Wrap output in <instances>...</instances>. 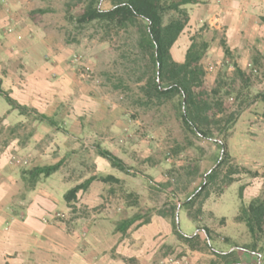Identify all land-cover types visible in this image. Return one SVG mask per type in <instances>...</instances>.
I'll list each match as a JSON object with an SVG mask.
<instances>
[{"label":"trees","instance_id":"16d2710c","mask_svg":"<svg viewBox=\"0 0 264 264\" xmlns=\"http://www.w3.org/2000/svg\"><path fill=\"white\" fill-rule=\"evenodd\" d=\"M198 2L199 0H77L75 3H68L66 18L76 28L91 30L90 37L99 35L100 41L111 43L118 52L112 69L108 67L100 74L105 76L112 89L125 93L128 99L126 108L137 112L142 110L146 114L153 111L160 113L165 108L173 109L184 138L182 142L176 141L172 153L178 157L186 147L195 146L202 154L203 149L195 144L194 138L212 140L218 148V152L212 156L214 165L202 172L197 159L194 164H183L166 171V181L154 183L149 177L150 188L158 192H170V201L167 209L146 207L142 203L141 192L127 185V176L134 175L133 166L97 143L94 147L95 156L106 160L110 166L109 171H99L96 162L87 166L83 157L86 149L82 145L80 150H69L56 162L18 167L22 184L19 198H26L52 175L63 174L74 185L64 195L69 216L58 217L57 220L65 223L71 230L80 220L88 219L98 211L97 208L79 205V202L80 194L88 192L91 184L99 181L103 184L101 197L104 200L120 201L127 209L132 210L127 218L116 223L117 232L127 235L134 226L147 225L151 223L153 216L159 215L172 225L175 243H168L165 247L172 251L177 247L181 248L179 257L194 256L197 259L195 264H264V166L261 170L253 169L236 161L230 153L228 138L236 124L238 113L229 114L226 107L229 98L238 102V107L250 100L264 103V92L255 93L252 90L254 81L264 78V56L255 50L251 58V70L247 73L234 60L232 49L223 37L220 40L225 56L223 67L226 68L225 71H229L232 66L231 82L221 77L222 73H218L210 88L205 65L210 42L201 29L191 36L184 61H176L172 48L189 24L190 12L187 5ZM77 8L79 12L75 13ZM37 11L45 12L44 9ZM262 21L264 22V17ZM1 97L6 99L12 111L17 110L22 116L31 117L40 124L48 123L55 129L61 128L55 117L40 113L13 98L11 92L3 88L2 79ZM261 115L264 118V109ZM22 125L23 122H16L9 130L16 133ZM34 130L31 129L27 135V141L31 142ZM16 137L20 145L27 144L26 140H20V137H24L22 134ZM70 159L79 163L73 167V173L67 175L66 168ZM86 174L89 175L84 178ZM242 175L261 178L263 182L258 194L249 202H245L243 197L246 185L239 187L242 201L234 221L242 228L243 242L232 235L225 236L221 241L218 229L228 226V218L218 216L213 211L208 213L205 204L213 196L221 197L227 187L240 180ZM184 177L189 184L195 183L198 178L200 182L192 191L187 190L188 187L184 188L187 195L179 204V185ZM183 208L196 223V231L190 235L180 229L178 217ZM206 212L213 223L217 222L216 228L205 221ZM214 241L228 246L224 248L215 245ZM244 253L256 257V262L244 263L241 260Z\"/></svg>","mask_w":264,"mask_h":264},{"label":"rangeland","instance_id":"374dc122","mask_svg":"<svg viewBox=\"0 0 264 264\" xmlns=\"http://www.w3.org/2000/svg\"><path fill=\"white\" fill-rule=\"evenodd\" d=\"M76 1H3L5 4L8 3L13 11H17L18 23L9 24L7 31L11 33L19 29V34L25 38L23 40L25 45L19 48L16 53L12 49L14 55L10 56V63H7L9 70L14 72L10 76L7 75L9 78L7 85L14 86V90L10 91L11 96L21 104L25 103L24 105L32 108L35 103L41 105L43 110L36 107L35 109H38L40 113L50 112L53 114L61 128L55 129L48 123L34 127L35 121L31 117H25L23 125L16 130V133L10 132V126L5 128L0 124V153L7 148L8 144L19 145L17 135L24 136L20 137L21 141L29 140L27 135L34 128L35 135L31 139L33 142L27 141L28 145L31 144L30 148L34 147V149H31V152L27 150L9 153L11 162L15 164L14 167H31L37 163L56 162L62 159L69 150H80L83 145L86 152L81 150V153L83 152L87 166H92L96 162L98 169L105 171L108 162L95 156L94 153L95 145L100 143L104 147L112 148L118 156L134 167L132 170L134 175L127 176L129 180L127 185L133 190L141 192L143 205L167 209L170 192L152 190L148 184V178L151 177L154 183L166 181L167 178L164 175L166 171L183 164H194L197 159H199L203 172L214 165L212 156L218 152L217 145L212 140L194 138L195 144L202 147L203 153H199L197 148L192 146L186 147L177 157L172 153V148L176 141L182 142L184 137L173 109L165 108L160 113L153 111L146 114L142 110L137 112L135 109L126 108L128 99L125 93L112 89L105 76L100 74L108 67L112 69V63L117 59L118 52L111 43L100 41L99 35L90 37L91 30L76 28L67 21L68 3L72 4ZM38 9H44L45 12H39ZM74 12L78 13L79 9H75ZM182 41L183 39L180 40V43ZM21 54V57L25 56L26 64L16 58ZM218 63L215 58L205 61L210 73L216 74V71L219 70L217 73H222L221 77H225L230 83L231 71L226 70V72L222 62ZM38 68L41 70L37 71ZM215 74L211 75L212 80ZM260 82H263V79ZM214 83L215 81L210 82L209 87L212 88ZM262 85L264 86V84ZM259 89L258 92L264 91ZM237 103L233 98H229L226 107L229 110L227 113H238V118L249 108L252 109L253 116H260L261 109H264L262 102L255 104V101L250 100L240 107ZM3 108L11 109L6 99L1 97L0 114L5 111ZM11 114L10 122L12 123L16 118L23 117L17 110L11 111ZM247 116L248 114L245 113L244 118ZM36 123L38 124V122ZM242 127L243 123L239 124L235 134L231 130L228 138L229 151L236 161L253 169L261 170L264 166V155L254 154L251 150L253 145L257 146L259 140L263 138V133L259 134L257 131L251 130L249 124H246L244 129ZM78 163L74 159L68 160L66 174L73 173L72 169L78 166ZM60 175L58 174V176ZM88 175L86 174L84 178ZM239 178L240 180L227 187L221 197L213 196L205 204V210L208 213L213 211L218 216L228 218V226L218 229L221 241L225 236L232 235L243 242L241 240L243 239L242 228L238 227L234 221V216L242 201L239 197V187L242 184L246 185L243 197L245 202H249L252 196L258 193L263 182L261 178H251L245 175ZM182 181L179 185V204L184 201L187 195L184 188L188 187L187 190L192 191L195 186H198L200 179L198 178L193 184H189L186 177ZM71 187V184L67 185L66 190L63 193L59 192V195L56 196L61 200L60 210H65L64 195ZM102 191L103 184L99 182L98 190L95 189L85 195L84 193L80 194L79 205L88 207L92 205L90 208L98 209L94 215L100 213L99 215L111 219L115 224L131 214L132 210L127 209L120 201L106 200V198L104 200L102 197L100 199ZM104 193L107 192L104 191ZM99 200L100 202H98ZM85 201H88V205L85 204ZM208 213L205 221L216 228L217 222L213 223L209 219ZM62 216L68 217L69 215L68 213L63 215L62 212L57 218ZM178 221L180 229L184 233L190 235L196 231V223L188 216L184 208L180 210ZM137 228L139 227L134 226L129 235ZM167 237H163L162 234L157 235L160 242ZM129 242L131 243V241ZM168 243H175L172 235L158 248L153 259H150L151 262H154L153 264L196 263L197 259L194 256L179 257L181 248L177 247L172 251L165 247ZM213 243L224 248L228 246L226 243H216L215 241ZM122 257L121 264H147L146 262H149L147 258ZM142 260L144 262H141Z\"/></svg>","mask_w":264,"mask_h":264},{"label":"crops","instance_id":"0c3cea01","mask_svg":"<svg viewBox=\"0 0 264 264\" xmlns=\"http://www.w3.org/2000/svg\"><path fill=\"white\" fill-rule=\"evenodd\" d=\"M187 8L190 12L189 24L172 48V55L176 61H184L191 36L201 29L207 41L210 42L205 61L215 58L217 63L222 62L223 65L225 56L220 45L223 37L232 49L234 60L247 73L251 70L253 52L257 50L264 56V22L262 21L264 0H199L196 4L187 5ZM17 23V11H13L8 3L5 4L0 0V79L3 81L4 89H11L9 91L14 90V86L7 85L9 81L7 75L10 76L14 72L9 70L7 63H10V56L14 55L12 49L16 53L25 45L23 41L25 38L19 34V29L11 33L7 31L9 24ZM19 56L16 58L26 64L25 56L21 57L22 54ZM231 68L232 66L229 71L232 70ZM206 69L209 82H214L219 70L215 74L210 73L207 66ZM40 70L41 68H38L37 71ZM214 74L215 77L212 80L211 75ZM262 84H264V78L263 82L254 81L253 92H258V88L263 91ZM253 101L255 104L262 102ZM32 106L42 109L41 105L36 103ZM3 109L5 111L0 114V118L5 128L16 122L25 121V116H23L16 118L14 123L10 122L12 110ZM245 113L248 114L247 118H244ZM44 114L54 116L50 112ZM241 123H243V129L246 124H249L251 130L259 134L263 133V138L259 140L257 146L253 145L251 152L264 155V118L262 115L253 116L251 108L245 110L232 128L233 134L237 132L238 125ZM39 124L35 122L34 127ZM30 146L31 144L25 146L8 144L7 148L0 153V264H121L122 256L147 258L149 260L147 264L154 263L150 259H153L158 248L172 235L169 221L162 216H153L151 223L137 228L131 235H129L131 230L127 235L117 232L115 222L105 216L102 217L100 213L80 220L69 230L65 223L57 220L60 213H68L69 209L65 202V210H60L61 200L56 196L59 192L63 193L67 185L73 186L74 183L67 180L61 173H58L61 174L60 176L55 174V177L52 175L45 179L26 198H19L18 193L22 184L18 175V167H14L15 164L11 162L9 153L27 150L31 152L34 147L30 148ZM107 148L113 151L112 148ZM244 163L247 164V162ZM35 165L39 164L32 166ZM109 170L108 165L105 171ZM95 189H99V181H94L84 195ZM85 204L88 205V201H85ZM90 207L92 205H89ZM159 234L169 238L160 242L157 238ZM241 260L244 263H255L257 258L244 253Z\"/></svg>","mask_w":264,"mask_h":264},{"label":"built area","instance_id":"2783aa9c","mask_svg":"<svg viewBox=\"0 0 264 264\" xmlns=\"http://www.w3.org/2000/svg\"><path fill=\"white\" fill-rule=\"evenodd\" d=\"M2 2L4 1V0H1Z\"/></svg>","mask_w":264,"mask_h":264}]
</instances>
